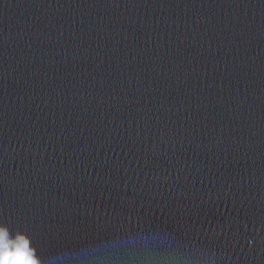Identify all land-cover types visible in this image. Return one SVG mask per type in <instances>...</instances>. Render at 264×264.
<instances>
[{
  "label": "water",
  "instance_id": "95a60500",
  "mask_svg": "<svg viewBox=\"0 0 264 264\" xmlns=\"http://www.w3.org/2000/svg\"><path fill=\"white\" fill-rule=\"evenodd\" d=\"M0 218L39 264H264V0H0Z\"/></svg>",
  "mask_w": 264,
  "mask_h": 264
},
{
  "label": "clouds",
  "instance_id": "9594fccd",
  "mask_svg": "<svg viewBox=\"0 0 264 264\" xmlns=\"http://www.w3.org/2000/svg\"><path fill=\"white\" fill-rule=\"evenodd\" d=\"M0 264H39V261L22 234L9 238L7 228L0 225Z\"/></svg>",
  "mask_w": 264,
  "mask_h": 264
},
{
  "label": "snow or ice",
  "instance_id": "6c2138e0",
  "mask_svg": "<svg viewBox=\"0 0 264 264\" xmlns=\"http://www.w3.org/2000/svg\"><path fill=\"white\" fill-rule=\"evenodd\" d=\"M0 225H3L7 228V230H11V226L9 224H7L2 218H0ZM28 241V240H27ZM38 255H41V253L38 250ZM41 264H44V261H41Z\"/></svg>",
  "mask_w": 264,
  "mask_h": 264
}]
</instances>
